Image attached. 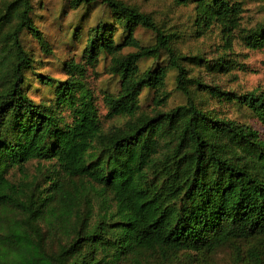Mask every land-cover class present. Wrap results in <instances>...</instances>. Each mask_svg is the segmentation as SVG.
<instances>
[{"label":"trees","instance_id":"obj_1","mask_svg":"<svg viewBox=\"0 0 264 264\" xmlns=\"http://www.w3.org/2000/svg\"><path fill=\"white\" fill-rule=\"evenodd\" d=\"M172 1L192 6L196 37L218 29L227 51L236 34L248 49L264 47V0L261 21L248 29L243 0ZM69 2L100 4L110 20L89 28L81 62L63 64V81L46 78L51 96L36 102L27 92L35 61L22 35L44 51L48 45L33 0H0V264H192L238 243L246 264H264V140L202 98L231 103L264 128V91H222L191 75L190 61L223 74L232 63L183 55L173 27L135 6ZM138 28L152 45L135 38ZM101 57L118 81L116 93L103 96L105 118L125 119L107 131L85 79ZM162 57L165 66L141 71L142 61ZM170 71L184 101L166 109ZM144 91L155 96L149 113L140 106ZM30 162L39 164L31 176Z\"/></svg>","mask_w":264,"mask_h":264},{"label":"rangeland","instance_id":"obj_2","mask_svg":"<svg viewBox=\"0 0 264 264\" xmlns=\"http://www.w3.org/2000/svg\"><path fill=\"white\" fill-rule=\"evenodd\" d=\"M120 1L150 14L157 22L167 27H173L172 29L177 35L174 40L175 46L183 55L204 56L208 62L216 60L218 57H224L225 62L232 63L229 72L223 74L222 72L210 73L202 66L195 65L191 61L188 62L186 67L189 73L200 77L205 84L237 94L254 90L264 91V47L256 50L248 49L236 34L230 51H227L218 29H213L203 37H196L192 6H176L172 0ZM243 2L241 26L248 29L261 21V3L259 0H243ZM33 6L35 26L41 32L48 49L44 51L37 41L28 34L22 35V44L32 54L35 61L34 69L28 72L31 86L27 92L36 102H40L51 96V89L42 84L45 79L65 80L66 73L63 64L71 61L74 63L81 62V51L85 46L89 28L95 26L99 20L109 21L110 14L100 4L74 9L69 0H33ZM134 36L145 46L153 43L152 34L142 28L136 29ZM120 37L121 33L116 32L114 39L118 41ZM128 52L135 51L127 49L122 53ZM163 61V57L157 62L148 59L142 61L139 66L143 71L158 64L165 66L166 64H162ZM39 76H42L44 80L40 81ZM85 79L93 91L103 130L107 131L112 127L121 126L125 119L108 120L105 118L107 109L103 96L106 92L116 93L118 89V81L109 74V58L101 57L95 67H87ZM164 91L168 94L164 108L168 109L184 101L183 96L175 90L174 73L171 71L168 74ZM154 97V92L144 91L141 93L140 106L142 112L149 113L154 108ZM202 98L207 101L208 108H215L228 119L250 124L264 140V128L249 112L228 102L219 103L218 100L209 96L204 97L203 95ZM40 164L47 168H53L51 163L41 162ZM38 165L37 162L28 163L25 166L27 174L33 175ZM9 175L14 180L20 178L16 170L10 171ZM245 256L246 247L238 243L234 246L221 248L203 261L196 260L192 264H246Z\"/></svg>","mask_w":264,"mask_h":264}]
</instances>
